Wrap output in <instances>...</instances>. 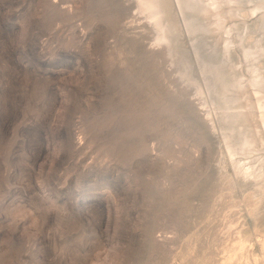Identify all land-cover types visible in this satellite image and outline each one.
<instances>
[{"label": "rangeland", "instance_id": "1", "mask_svg": "<svg viewBox=\"0 0 264 264\" xmlns=\"http://www.w3.org/2000/svg\"><path fill=\"white\" fill-rule=\"evenodd\" d=\"M137 4L0 0V264H264L177 4L189 65Z\"/></svg>", "mask_w": 264, "mask_h": 264}, {"label": "bare ground", "instance_id": "2", "mask_svg": "<svg viewBox=\"0 0 264 264\" xmlns=\"http://www.w3.org/2000/svg\"><path fill=\"white\" fill-rule=\"evenodd\" d=\"M137 2L147 19L153 22L156 44H168L170 53L167 51L173 61L189 65L176 29L180 22L172 16L171 2L177 4L204 82L205 90L200 88V91L205 96L209 94V104L204 96L205 106L212 107L216 113L219 133L239 183H247L257 198L250 213L254 236L264 253V0ZM254 15L256 19L249 24L246 19ZM235 47L241 50L249 78L245 79L240 71L241 62L234 54ZM185 69L187 66H182L178 71L179 76L187 80L189 74ZM236 233L235 249L225 262L247 244V237L241 231Z\"/></svg>", "mask_w": 264, "mask_h": 264}]
</instances>
